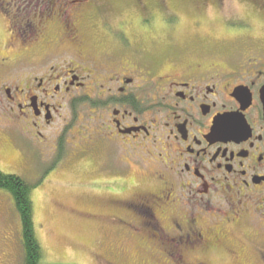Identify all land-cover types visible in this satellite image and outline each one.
<instances>
[{
  "label": "flooded vegetation",
  "instance_id": "af4514ba",
  "mask_svg": "<svg viewBox=\"0 0 264 264\" xmlns=\"http://www.w3.org/2000/svg\"><path fill=\"white\" fill-rule=\"evenodd\" d=\"M190 2L198 14L215 5ZM216 2L225 8V0ZM242 2L264 16L263 0ZM120 3L0 0L11 46L26 50L0 55V107L18 137L40 145L46 164L63 143L71 145L69 137L80 145L74 157L100 169L103 153L114 154L117 145L127 150V160L107 165L122 175L140 171L134 186L154 189L129 200L126 223L140 232L141 219L164 260L184 264L189 253L206 255L228 238L227 224L248 220L264 233V50L246 55L242 46L264 48L258 26L251 17L224 16L242 26L230 30L239 35L238 58L186 63L175 46L159 50L160 40L132 37L157 23L176 33L185 20L177 9L167 0ZM50 27L59 34L49 37ZM86 29L107 43L100 58L84 49ZM78 104L83 118L72 131L76 124L67 125ZM231 252L239 259L237 247Z\"/></svg>",
  "mask_w": 264,
  "mask_h": 264
},
{
  "label": "rangeland",
  "instance_id": "374dc122",
  "mask_svg": "<svg viewBox=\"0 0 264 264\" xmlns=\"http://www.w3.org/2000/svg\"><path fill=\"white\" fill-rule=\"evenodd\" d=\"M108 1H121L123 3L120 4H126L134 0ZM167 1L185 19L176 33L164 32L165 28L157 23V27L151 28L144 35V32L140 36L132 35L133 40H140L144 44L152 42L151 37L153 40H160L159 50L175 46L188 55L184 59L186 63L211 61L225 65L230 62L228 58L237 59L239 53V48L236 47L239 35L230 30L242 26L236 18L224 21V16L251 17L255 26H258L257 32L264 37V16L254 11L255 8L251 5L242 2L245 0H225L224 9L219 8L217 0H210L215 1V5L202 14H198L190 2L195 0ZM197 19L202 22L197 23ZM199 24H202L199 28L200 34L195 31ZM59 30L50 27L47 34L53 38L59 34ZM83 37L84 49L89 54L100 58L107 51V43L102 37L88 29L83 30ZM12 42L8 19L0 12V55H14L16 52L26 51L25 48L11 46ZM202 45L207 48L200 49L199 46ZM242 46L243 54L246 55L252 50H264L252 49L250 43ZM82 111L80 104L76 110H72L71 122L68 121L67 125L69 127L70 124H76L72 131H78V123L83 118ZM63 124L64 122H59L58 126ZM69 139L71 145L63 143L55 150L53 160L47 164L42 163V149H39L41 146L32 143L34 146L31 148L24 136L18 137L14 123L9 121L4 109L0 107V169L8 174L19 175L36 185L32 191V199L36 234L43 251L41 264H178L176 261L164 260L166 257L162 256L163 251L156 248V244L151 245L146 230L142 229L145 225L141 219H137L141 226L140 232L130 230V224L126 223H130V210L126 209L129 200L136 199V194L154 189L147 185L134 186L140 181V171L122 175L119 169L107 165L110 161L127 160V150L117 145L114 154L103 153L100 169L95 163L91 165L80 157H74L73 152L80 145L75 137ZM257 227L261 226L248 220L225 225L223 228L228 238L223 243L206 255L189 253L184 264H200L198 259L208 264H264L259 252L264 251V233L257 234ZM235 247L238 248L239 259L231 252ZM149 248L154 250V254L159 253L160 258L152 256ZM0 264H23L20 214L13 196L2 188Z\"/></svg>",
  "mask_w": 264,
  "mask_h": 264
},
{
  "label": "trees",
  "instance_id": "16d2710c",
  "mask_svg": "<svg viewBox=\"0 0 264 264\" xmlns=\"http://www.w3.org/2000/svg\"><path fill=\"white\" fill-rule=\"evenodd\" d=\"M31 184L23 177L0 169V188L13 196L22 223L23 264H41L43 251L37 238Z\"/></svg>",
  "mask_w": 264,
  "mask_h": 264
}]
</instances>
